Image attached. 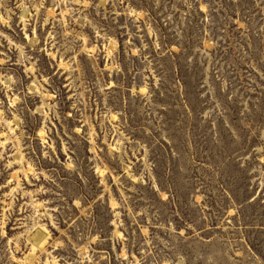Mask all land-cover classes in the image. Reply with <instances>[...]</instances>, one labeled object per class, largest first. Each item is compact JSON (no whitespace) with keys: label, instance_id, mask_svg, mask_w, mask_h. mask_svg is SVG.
Returning a JSON list of instances; mask_svg holds the SVG:
<instances>
[{"label":"rangeland","instance_id":"374dc122","mask_svg":"<svg viewBox=\"0 0 264 264\" xmlns=\"http://www.w3.org/2000/svg\"><path fill=\"white\" fill-rule=\"evenodd\" d=\"M0 264H264V0H0Z\"/></svg>","mask_w":264,"mask_h":264}]
</instances>
